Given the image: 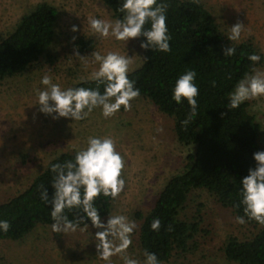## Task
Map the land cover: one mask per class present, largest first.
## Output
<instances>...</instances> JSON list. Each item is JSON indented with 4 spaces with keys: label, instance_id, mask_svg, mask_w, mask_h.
<instances>
[{
    "label": "rangeland",
    "instance_id": "obj_1",
    "mask_svg": "<svg viewBox=\"0 0 264 264\" xmlns=\"http://www.w3.org/2000/svg\"><path fill=\"white\" fill-rule=\"evenodd\" d=\"M41 1L56 7L59 14L49 56L20 75L0 79V203L22 192L54 156L79 150L91 136L111 137L125 161L122 170L125 185L114 198L108 216L124 215L136 227L126 252L104 261L95 240V232L100 229L92 227L91 222L67 233L53 232L51 225H39L20 241H1L0 264H123L122 255L143 264L144 255L137 241L139 220L135 214H145L151 209L166 181L182 169L191 148L177 141L173 119L140 97L130 102L128 110L121 106L107 118L99 108L79 121L53 119L41 113L39 106L33 104L35 90L45 87L40 84L42 76L49 75L62 88L88 79L98 68L93 52L130 56L129 71L144 60L138 38L125 43L92 31L89 18L115 20L101 0H0V40L13 30L23 14ZM201 1L226 36L229 27L242 24L239 40L232 42L250 39L264 56V0ZM82 36L94 41L91 51H79L76 40ZM75 52L82 56L74 55ZM255 70L264 71V60ZM246 102L261 125L259 144L264 149V97ZM108 216L102 220L106 221ZM181 216L198 217L200 231L189 250L161 264H234L223 255L224 240L229 235L247 238L255 231L245 219L244 223H238L231 209L220 206L203 189L190 193Z\"/></svg>",
    "mask_w": 264,
    "mask_h": 264
},
{
    "label": "trees",
    "instance_id": "obj_2",
    "mask_svg": "<svg viewBox=\"0 0 264 264\" xmlns=\"http://www.w3.org/2000/svg\"><path fill=\"white\" fill-rule=\"evenodd\" d=\"M115 19L122 17L118 11L120 0H101ZM161 2V0H158ZM167 4L166 25L171 35L169 52L142 49V64L128 72V78L139 88L138 97L151 102L157 109L173 119L177 141L189 146L182 169L172 175L157 193L153 206L145 213L136 212L139 220L137 241L141 251L155 253L161 263L168 262L175 254L190 249V243L200 231L199 218L182 217L193 190L207 191L224 208L255 228L250 237L229 235L223 242L222 252L229 263L264 264V225L249 219L240 204V178L255 166L252 154L264 150L259 144L261 125L244 101L239 107L229 109L227 95L246 74H252L264 56L250 39L235 43L227 40L212 13L201 0H162ZM58 10L41 1L17 21L15 27L0 40V79L20 75L36 66L49 50L56 35ZM145 27H149L148 24ZM144 37H138L140 43ZM80 52L91 51L94 41L80 37L76 40ZM234 47L231 56L223 49ZM256 54L260 60L253 62L249 56ZM195 70L198 86L196 115L182 124L189 115L184 101L175 103L171 88L176 78L186 70ZM96 87V82L79 80L69 87ZM103 91V85H100ZM76 151L62 152L51 158L44 169L31 180L18 195L0 203V219L10 227L0 232V242L20 241L37 226L52 225L50 204L41 200L46 189L49 198L53 189L54 173L50 165L64 164L73 159ZM114 198L97 196L94 205L101 219L107 217ZM68 219L76 222L83 213L79 209H65ZM160 220V229L153 231L150 224ZM90 223L85 218L77 228Z\"/></svg>",
    "mask_w": 264,
    "mask_h": 264
},
{
    "label": "clouds",
    "instance_id": "obj_3",
    "mask_svg": "<svg viewBox=\"0 0 264 264\" xmlns=\"http://www.w3.org/2000/svg\"><path fill=\"white\" fill-rule=\"evenodd\" d=\"M167 4L158 0H120L118 11L122 17L115 20L89 18L88 24L93 32L101 37H113L125 43L134 38L144 37L140 47L161 52L171 50L169 34L166 25ZM148 24L149 27H145ZM72 30H76L73 25ZM242 24L235 23L229 27L227 40L238 41L241 35ZM234 47L223 49V55L231 56ZM74 55L82 56L78 52ZM97 70L90 74V79L96 82V87H67L62 88L59 83H53L49 75L40 79L45 86L42 90L36 89V102L41 113L51 115L53 119L59 117L71 118L72 121L84 119L94 109L99 108L101 114L107 118L121 109L131 107L130 102L140 95L135 81L128 78L130 56L108 52L91 53ZM249 60L257 62L260 56L252 54ZM196 72L189 69L180 74L172 88L171 98L175 103L184 101L189 106V115L182 121L187 124L197 113V96L199 89L195 83ZM103 85V91L100 90ZM264 97V71L254 70L253 74H246L227 95L229 109L240 106L250 99ZM255 166L250 167L247 175L240 178V204L243 212L249 218L264 225V150L252 154ZM125 161L116 151L114 140L111 137L91 136L86 145L76 151L72 160L64 164L54 163L50 170L54 173L51 181L53 192L51 198L46 189L40 194L41 200L50 204V217L53 221V232L67 233L75 231L79 223L85 218L92 227L100 229L95 232L96 247L100 258L108 261L115 254L125 253L131 245V233L136 227L124 215L108 216L106 221L101 219L94 199L97 196L115 198L124 188L125 180L122 170ZM65 209H79L83 215L76 222L68 219ZM238 223H244L243 216H237ZM10 224L0 219V232H7ZM153 231L160 229V220L154 218L150 224ZM143 264H160L155 253L145 251ZM123 264H141L140 261L122 255Z\"/></svg>",
    "mask_w": 264,
    "mask_h": 264
}]
</instances>
